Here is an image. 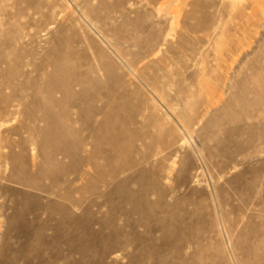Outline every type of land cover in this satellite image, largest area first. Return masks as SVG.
Wrapping results in <instances>:
<instances>
[{
  "label": "rangeland",
  "instance_id": "374dc122",
  "mask_svg": "<svg viewBox=\"0 0 264 264\" xmlns=\"http://www.w3.org/2000/svg\"><path fill=\"white\" fill-rule=\"evenodd\" d=\"M0 264H264V0H0Z\"/></svg>",
  "mask_w": 264,
  "mask_h": 264
},
{
  "label": "bare ground",
  "instance_id": "6f19581e",
  "mask_svg": "<svg viewBox=\"0 0 264 264\" xmlns=\"http://www.w3.org/2000/svg\"><path fill=\"white\" fill-rule=\"evenodd\" d=\"M88 76V75H87ZM61 77V76H60ZM78 80V79H77ZM95 80V79H94ZM81 81H84V80H81ZM89 81V80H88ZM80 82V81H79ZM96 82V81H95ZM76 83V82H75ZM85 83V82H84ZM77 85V84H76ZM94 86H95V84H94ZM94 86H92V87H94ZM98 86V85H97ZM100 86V85H99ZM94 89V88H93ZM97 91V90H96ZM79 92H81V91H79ZM98 92V91H97ZM103 92V91H102ZM93 94V93H92ZM95 95H96V93H95ZM99 95H101L100 93H99ZM74 96V95H73ZM97 96V95H96ZM80 97V96H79ZM99 97V96H98ZM84 98H86V97H84ZM88 98V97H87ZM90 98V97H89ZM94 98V97H93ZM104 98V97H103ZM73 99V98H72ZM76 99V98H75ZM99 99V98H98ZM97 99V100H98ZM102 99V98H101ZM105 99H106V97H105ZM79 100V99H78ZM82 100V99H81ZM73 101V100H72ZM92 102H93V100H92ZM90 102H88V104H89ZM92 111V110H91ZM87 112V111H86ZM90 120V119H89ZM101 128H102V126H101ZM96 133V132H95ZM92 163V162H91ZM95 190V189H94ZM133 197V195H128L127 196V199H131ZM58 238V237H57ZM64 239V238H63ZM54 240V239H53Z\"/></svg>",
  "mask_w": 264,
  "mask_h": 264
}]
</instances>
